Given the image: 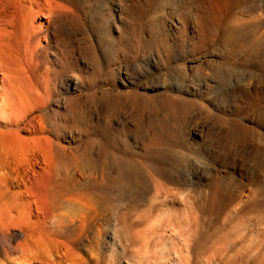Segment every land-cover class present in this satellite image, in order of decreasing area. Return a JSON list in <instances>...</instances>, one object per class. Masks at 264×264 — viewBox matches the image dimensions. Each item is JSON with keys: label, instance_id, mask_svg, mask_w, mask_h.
Masks as SVG:
<instances>
[{"label": "rangeland", "instance_id": "obj_1", "mask_svg": "<svg viewBox=\"0 0 264 264\" xmlns=\"http://www.w3.org/2000/svg\"><path fill=\"white\" fill-rule=\"evenodd\" d=\"M65 2L46 135L123 199V225L75 245L85 264H264L259 0Z\"/></svg>", "mask_w": 264, "mask_h": 264}, {"label": "bare ground", "instance_id": "obj_2", "mask_svg": "<svg viewBox=\"0 0 264 264\" xmlns=\"http://www.w3.org/2000/svg\"><path fill=\"white\" fill-rule=\"evenodd\" d=\"M65 3L0 0V264H85L75 245L92 221L105 226L104 238L106 214L121 224L123 199H108L101 180L80 170L75 155L55 151L46 135V111L57 93L53 67L76 29ZM257 4L264 9V0ZM59 209L64 214L56 215Z\"/></svg>", "mask_w": 264, "mask_h": 264}]
</instances>
